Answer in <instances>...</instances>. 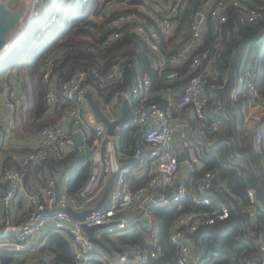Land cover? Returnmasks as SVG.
<instances>
[{
  "label": "built area",
  "instance_id": "built-area-1",
  "mask_svg": "<svg viewBox=\"0 0 264 264\" xmlns=\"http://www.w3.org/2000/svg\"><path fill=\"white\" fill-rule=\"evenodd\" d=\"M140 1L99 0L97 4L95 0H81L87 20L80 35L82 47L97 52L124 36L138 38L150 65L168 86L152 92V78L139 66L135 74L128 75L133 64L122 54H116L107 67L106 61L101 66L87 64L68 77L60 72L63 60L58 53L44 58L43 115L49 118L58 105L70 104L63 116L75 130L59 122L42 126L38 143L23 147L15 156L14 166L0 169V250L14 253L12 264H44L35 256L51 227L69 237L73 264H150L161 255L166 259L160 264L209 263L211 251L206 256L196 251L192 235L203 226L230 217L231 209L221 193L242 204L252 221L244 228L245 235L254 240L253 247L264 264V218H259L264 205L258 200L257 189L247 188L245 204L239 193L212 171L197 175L203 167V142L228 132L230 116L252 136L254 150L264 152V33L252 43H238L230 51L228 48L230 27L264 19V0ZM64 3L30 0L21 21L25 28L20 38L46 11L39 24V31H43L39 39L49 36L60 23ZM15 44L9 43L0 57ZM91 91L107 96L101 109L111 120L120 116L124 100L129 101L131 117L116 127L118 135L109 134L97 116L89 97ZM5 104L9 125L13 126L18 101L6 95ZM124 130L134 133L141 142L129 156L133 161L127 164L122 162L126 155L120 154V134ZM78 131L83 136L81 146L75 142ZM3 151L0 132V155ZM75 151L87 155L85 162L90 165L88 178L77 192L68 191V179L59 186L53 176L45 178L41 187L27 185L32 165L65 161ZM182 151L186 152L184 160ZM237 159L234 154L226 158L227 162L238 163ZM183 164L189 171L184 178ZM235 167L241 174V166ZM110 184L111 191L101 207L83 219L71 214V210L83 213L95 207ZM21 197L23 210L18 213L16 205ZM185 199L191 200V208L173 222L170 240L175 250L168 258L154 231L153 208ZM136 220L154 231L151 249L116 242L118 235ZM84 225L99 226L94 236L103 240L110 251L94 243ZM238 264L258 261L240 257Z\"/></svg>",
  "mask_w": 264,
  "mask_h": 264
},
{
  "label": "trees",
  "instance_id": "trees-1",
  "mask_svg": "<svg viewBox=\"0 0 264 264\" xmlns=\"http://www.w3.org/2000/svg\"><path fill=\"white\" fill-rule=\"evenodd\" d=\"M68 2V0H65L58 27L49 36L38 41L39 45H33V42L35 40L36 29L46 17L45 13L35 19L33 26L27 32V36L21 39L9 53L0 59V77L4 74L12 75L15 68L17 76L21 79L24 90H26V112L33 118L24 123L25 129L29 132H36L37 129L39 130L44 125L57 123L59 118L64 114L66 105H70H58L54 115L49 118L43 115L46 101L41 67L44 58L51 53L54 54V52L58 53L63 60L60 72H62L64 77H68L77 69L87 64L101 66V62L106 61L104 66L107 67L116 54H122L126 55L133 64L128 69V75L135 74L136 66H139L142 68L141 72L148 74L152 78V92L157 93L160 89L168 86L161 82L156 70L150 65L146 50L138 38L124 36L111 46L100 47L97 52L85 51L82 47L83 42L80 39V35L84 32L82 25L87 21L86 17L82 14L83 11H81L85 6H81V0H75L72 5H67ZM98 2L99 0H95V3L98 4ZM78 7L80 11L76 12ZM95 8L96 6H94ZM70 12H75L76 15L70 24H67L66 21H68ZM234 26L230 27L231 37L228 39L229 51L238 43L242 45L252 43L253 40L264 33V19L253 24L239 23L235 28ZM28 47L30 50H28ZM262 73L263 83L261 91L264 92V70H262ZM97 96L100 100H106L107 96L103 95L101 91L89 92V97L97 100L95 103L103 108V103L99 101V98H96ZM155 98H159V96L156 95ZM229 121L230 128L228 132L212 135L207 137L203 142L201 150L203 167L198 170L197 175H202L206 171H212L219 179L226 180L239 193L240 200L245 204L247 203V188L255 187L257 189L258 200L264 205V152H256L254 150L252 136L247 134L246 129L238 125L237 119L234 116H230ZM138 140L139 137L134 133L124 130L120 134V148L122 152L126 155H133L135 148L141 143ZM230 154H234L238 158V163L233 160L227 162L226 158ZM86 158L87 155L79 154L75 151L65 161L50 162L48 167L66 165L67 162L72 160L74 170L66 185L70 193H75L85 184L90 173V165L85 162ZM126 162L128 160H124V163ZM235 166H241V174ZM43 167L34 165L30 168H37L41 171ZM220 195L228 203L231 215L215 224L201 227L192 235L196 251L203 253L205 256L211 251L210 261L205 264H238L240 257L258 261V264H261L259 261L260 257L253 247L252 242L254 240L245 235L244 228L246 225L252 224V221L243 212L242 204L239 200L232 199L222 193ZM190 208V199H185L167 207L153 208L154 231H157L159 242L168 258L175 250V245L170 240L173 222L182 211ZM259 218H264V210L260 212ZM154 231L149 230L139 220H136L132 226L118 235L116 242L121 244L135 243L151 249L153 247L152 233ZM39 252L42 255L39 259L44 264H50L49 261L51 264H73L75 262L69 237L54 227L49 228L43 237V243ZM43 256H46L49 260ZM0 260L1 264H12L14 253L0 250ZM160 263L159 259L150 261V264ZM93 264L100 263L96 261Z\"/></svg>",
  "mask_w": 264,
  "mask_h": 264
},
{
  "label": "crops",
  "instance_id": "crops-1",
  "mask_svg": "<svg viewBox=\"0 0 264 264\" xmlns=\"http://www.w3.org/2000/svg\"><path fill=\"white\" fill-rule=\"evenodd\" d=\"M47 13L48 12L46 11L45 14ZM2 57H0V59ZM0 87H2L3 89L2 91H0V132L3 136V141H4V151L0 155V169H1L4 166H14L16 164V159H15L16 154L23 147L35 146L38 143L39 133H38V129L36 130V132H32V131L29 132L24 127L25 125L24 123L27 120L30 119L32 120L33 118H31L30 115L26 112L25 104H26L27 94L25 93L21 79H19L17 76L16 70L13 71L12 75L4 74L2 77H0ZM6 95H10L12 98L17 99L19 104L17 110V118L13 126H10L8 122V107L5 104ZM96 98L99 97L97 96ZM95 101L97 100L91 98L92 107ZM99 101L103 103L104 100L103 99L100 100L99 98ZM63 115L59 118L58 122L70 129L75 130L72 123ZM120 154L123 156L126 155L122 152L121 148H120ZM129 156L130 155H126V157L123 159L122 161L123 163L124 160H128V162L124 164L131 163L133 161V159L129 158ZM73 170L74 167L72 160L67 162L66 165H57L56 167H51V166L48 167V165H46L42 168L41 171L37 168H30L27 185L29 187H41L44 183L43 181L45 180V178L53 176L57 179L58 185L61 186L66 179L70 178V175L73 172ZM188 174H189L188 168L185 164H183L182 178L188 176ZM185 180L188 181V179ZM24 197L18 199L17 200L18 202L16 201L17 202L16 209L18 213H20L23 210ZM40 254L41 253L39 252L38 255L42 256ZM43 257L47 259L46 256Z\"/></svg>",
  "mask_w": 264,
  "mask_h": 264
},
{
  "label": "water",
  "instance_id": "water-1",
  "mask_svg": "<svg viewBox=\"0 0 264 264\" xmlns=\"http://www.w3.org/2000/svg\"><path fill=\"white\" fill-rule=\"evenodd\" d=\"M130 2L139 3L141 1L140 0H130ZM27 8H28V0H21L19 6L15 10H12L10 7H8V5L4 2V0H0V54L3 52L5 47H7L9 45L11 38H13L15 36V34L17 33L19 24L22 21V18L24 17ZM15 42L17 44L18 39H16L13 43H15ZM2 90H3L2 87H0V91H2ZM93 107L95 109L97 116L107 126L108 133L111 135H114V136L118 135V131H117L116 127L119 124H121L123 121L129 120L131 117L130 103L127 99H125L123 102L120 116L115 120H111L103 112L101 107L98 104H96L95 102L93 103ZM74 136H75V142L77 145L81 146L84 144L83 136H82L81 132H79V131L76 132L74 134ZM181 159L182 160L186 159V152L185 151L181 152ZM213 181L215 182L216 178H214ZM111 188H112V184H110L108 186V188L106 189L102 199L99 201V203L95 207L88 209V210L84 211L83 213H77V212L71 210L70 211L71 214L76 215V216L83 219L85 217V215L88 214L89 212H91L93 210H97L99 207L102 206V204L107 199V197L111 191ZM98 227L99 226L89 227L87 225H84L85 230L87 231V233L89 234L91 239L94 241V243L102 246L107 251H110V247H108L103 240H100L94 236V231ZM165 259H166V257L164 255H161L159 257V260L162 262ZM167 264H170V263H167Z\"/></svg>",
  "mask_w": 264,
  "mask_h": 264
},
{
  "label": "rangeland",
  "instance_id": "rangeland-1",
  "mask_svg": "<svg viewBox=\"0 0 264 264\" xmlns=\"http://www.w3.org/2000/svg\"><path fill=\"white\" fill-rule=\"evenodd\" d=\"M74 1L75 0H70V2H69V4L70 5H72L73 3H74ZM4 2L8 5V7H10L12 10H15V9H17V6H19V4H20V2H21V0H4ZM28 3H30V0H28ZM64 5H65V3H64ZM28 10V9H27ZM77 11H80L79 10V7H78V10H76V12ZM71 13V14H70ZM69 13V16H68V21H66V23L67 24H70V22H71V20L74 18V16L76 15L75 14V12H70ZM61 17H62V15H61ZM24 28H25V22L23 23V22H20V24H19V27H18V30H17V33L15 34V36L13 37V38H11V41H10V45L16 40V39H19L20 38V36H21V33H22V31L24 30ZM39 29H40V27L38 26V28L36 29V32H35V37H34V42H33V45H37L38 44V41H40V40H43L44 38H42V39H39V37L41 36V34H42V30H40L39 31ZM29 31V30H28ZM27 31V32H28ZM39 31V33H38V35H37V32ZM27 34V33H26ZM25 36H27V35H25ZM25 36H23V37H21L20 38V40L19 41H21V39H24L25 38ZM39 45V44H38ZM28 50H30V48L28 47ZM3 53V52H2ZM2 53L0 54V56L2 55ZM27 53V52H26ZM7 54V53H6ZM14 70H16L15 68H14ZM25 93H26V90H25ZM37 256H39V255H36L35 257H37ZM40 257H42V256H39L38 258H40Z\"/></svg>",
  "mask_w": 264,
  "mask_h": 264
},
{
  "label": "flooded vegetation",
  "instance_id": "flooded-vegetation-1",
  "mask_svg": "<svg viewBox=\"0 0 264 264\" xmlns=\"http://www.w3.org/2000/svg\"><path fill=\"white\" fill-rule=\"evenodd\" d=\"M29 4V3H28Z\"/></svg>",
  "mask_w": 264,
  "mask_h": 264
}]
</instances>
